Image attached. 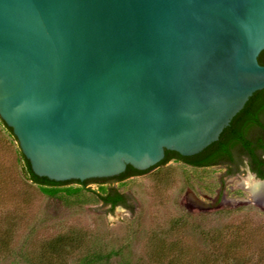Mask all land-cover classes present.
Wrapping results in <instances>:
<instances>
[{"label": "water", "instance_id": "water-1", "mask_svg": "<svg viewBox=\"0 0 264 264\" xmlns=\"http://www.w3.org/2000/svg\"><path fill=\"white\" fill-rule=\"evenodd\" d=\"M263 50L264 0H0V119L37 177L146 171L218 140Z\"/></svg>", "mask_w": 264, "mask_h": 264}, {"label": "rangeland", "instance_id": "rangeland-1", "mask_svg": "<svg viewBox=\"0 0 264 264\" xmlns=\"http://www.w3.org/2000/svg\"><path fill=\"white\" fill-rule=\"evenodd\" d=\"M20 153L0 122V264H80L93 252L113 264H264V208L243 187L254 182L245 167L226 176L172 160L109 186L129 199L110 210L97 198L109 187L43 194ZM58 237L70 248L49 250Z\"/></svg>", "mask_w": 264, "mask_h": 264}, {"label": "trees", "instance_id": "trees-1", "mask_svg": "<svg viewBox=\"0 0 264 264\" xmlns=\"http://www.w3.org/2000/svg\"><path fill=\"white\" fill-rule=\"evenodd\" d=\"M258 63L264 65V50L258 56ZM0 122L13 135L12 130L1 119ZM20 156L23 161L24 177L38 185L41 192L49 197L56 196L60 187L68 184L75 183L79 184L81 188H85L90 183L101 184L111 180L122 181L133 176L145 174L152 169L166 165L172 160L192 168L220 166L225 169L226 176L238 174L240 168L247 166L250 172L254 173L258 179L264 180V89L255 92L249 98L243 109L231 120L228 127L222 131L218 140L202 152L191 157H182L175 152L165 151L163 160L146 171H137L127 166L124 173L113 178L92 179L83 182H53L46 178L35 176L22 153H20ZM64 192L70 194L76 192V190L66 189ZM97 198L103 206H109L110 210L115 209L117 206L129 209L128 197L115 188L109 187L105 189L103 194L97 195ZM70 246V243L66 242L63 237H58L49 244V250L61 251L64 248H70ZM80 264H113V262H111V254L93 252L85 256Z\"/></svg>", "mask_w": 264, "mask_h": 264}, {"label": "bare ground", "instance_id": "bare-ground-1", "mask_svg": "<svg viewBox=\"0 0 264 264\" xmlns=\"http://www.w3.org/2000/svg\"><path fill=\"white\" fill-rule=\"evenodd\" d=\"M249 178H251L249 176ZM252 179V178H251ZM243 187L250 193L253 200L264 205V185L256 181L252 182L248 179L247 183H243Z\"/></svg>", "mask_w": 264, "mask_h": 264}, {"label": "flooded vegetation", "instance_id": "flooded-vegetation-1", "mask_svg": "<svg viewBox=\"0 0 264 264\" xmlns=\"http://www.w3.org/2000/svg\"><path fill=\"white\" fill-rule=\"evenodd\" d=\"M244 167H245L247 170H249L247 166H244ZM244 167H243V168H244ZM243 168H240V171H241ZM249 171H250V170H249ZM251 173H252V172H251ZM252 174H254V173H252ZM235 175H237V174H235ZM254 175H255V174H254ZM233 176H234V175H233ZM255 176H256V175H255ZM108 207H109V206H108ZM117 207H122V206H117ZM115 208H116V207H115Z\"/></svg>", "mask_w": 264, "mask_h": 264}]
</instances>
